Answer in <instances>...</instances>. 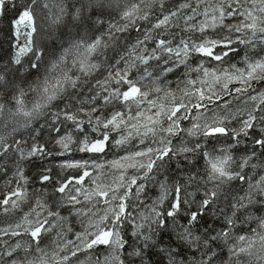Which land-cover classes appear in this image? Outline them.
<instances>
[{"label":"snow or ice","instance_id":"6c2138e0","mask_svg":"<svg viewBox=\"0 0 264 264\" xmlns=\"http://www.w3.org/2000/svg\"><path fill=\"white\" fill-rule=\"evenodd\" d=\"M0 20V214L22 212L0 264H264V0H0Z\"/></svg>","mask_w":264,"mask_h":264},{"label":"trees","instance_id":"16d2710c","mask_svg":"<svg viewBox=\"0 0 264 264\" xmlns=\"http://www.w3.org/2000/svg\"><path fill=\"white\" fill-rule=\"evenodd\" d=\"M11 17V14H9V18ZM135 35V33H133V36ZM9 40H10V37H9V34H8V21L7 20H0V56H5L6 57V54L7 52L9 51ZM243 54V51H241L240 54H236L233 56V60L240 57V55ZM238 101H233L232 105L233 106L232 108H235L237 105H239ZM241 106V109H243L245 107V105H240ZM224 138H221V141H223ZM217 148H221L223 147V143L221 144H218L216 146ZM219 151V150H217ZM39 163H33L27 170V174L29 176H31L33 178V180H35L38 175H39ZM55 171V167H53V175H57ZM185 171H187V169H185ZM197 171L200 172L201 176L204 175V172H205V169L203 167H199L197 169ZM183 178V177H181ZM36 187H39V184H36L35 185ZM153 199L155 198V195H153L152 197ZM76 226H79L78 224ZM79 228V227H78ZM81 256H83V254H81Z\"/></svg>","mask_w":264,"mask_h":264},{"label":"rangeland","instance_id":"374dc122","mask_svg":"<svg viewBox=\"0 0 264 264\" xmlns=\"http://www.w3.org/2000/svg\"><path fill=\"white\" fill-rule=\"evenodd\" d=\"M255 52H256V53H259L260 55H264V52L260 51V49H256ZM249 54L252 55V54H254V53H251V52H250ZM242 55H243V54H241L240 57H238V58L232 60V62H235V63L239 64ZM213 63H215V62H213ZM178 78H179V77H177L175 74H172V75H171V77H170V79H171L170 87L175 88V86H176V80H177ZM229 99H231V98H229ZM250 103H251V102H249V104H250ZM238 104H239V105H237L235 108H237V107L241 108L240 105H244V104H241V103H238ZM231 105H232V104L229 105L230 108L233 107V106H231ZM212 107H213V109H215V111H217V112L220 111V109L216 108L215 105H213ZM235 108H232V109H235ZM208 115H211V112H209ZM185 123H187V122H185ZM233 123H235V122H233ZM230 126H231V125H230ZM42 134H43L44 136H46V133H43V132H42ZM133 143H135V142H133ZM49 147L52 148V145L50 144ZM53 150H54V149H53ZM129 150H132L131 146H129ZM217 150H219V148H217ZM116 154L118 155V154H120V153H116ZM76 155H77V158H79V155H80V154H76ZM112 157H113V153H109L107 158L111 159ZM9 163H10V162H9ZM27 170H28V169H27ZM54 172H56V173L58 174V173H59V169L55 168V171H54ZM68 174H72V173H68ZM2 187H3V182H2V180H0V188H2ZM32 203H33L32 200H30L28 203H25V204L22 206V211H23V212L28 211V209L32 206ZM21 214H22V212H16V213L13 214V215H3V214H0V226H3V225H5V224H7V223H12V222H14L16 219L19 218V216H20ZM75 227L78 228L79 226H76V225H75ZM241 234H243V233H241ZM69 235H71V234H69Z\"/></svg>","mask_w":264,"mask_h":264}]
</instances>
